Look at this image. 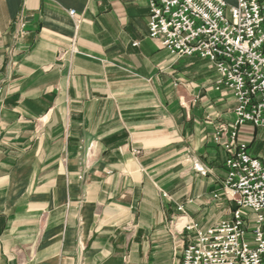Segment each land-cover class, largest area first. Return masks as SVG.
Masks as SVG:
<instances>
[{
  "label": "crops",
  "instance_id": "crops-1",
  "mask_svg": "<svg viewBox=\"0 0 264 264\" xmlns=\"http://www.w3.org/2000/svg\"><path fill=\"white\" fill-rule=\"evenodd\" d=\"M148 15L0 0V264H179L177 232L229 216L211 139L232 93L152 40Z\"/></svg>",
  "mask_w": 264,
  "mask_h": 264
},
{
  "label": "built area",
  "instance_id": "built-area-1",
  "mask_svg": "<svg viewBox=\"0 0 264 264\" xmlns=\"http://www.w3.org/2000/svg\"><path fill=\"white\" fill-rule=\"evenodd\" d=\"M147 1L149 37L178 59L209 62L236 104L234 121L211 139L227 153L213 198L222 195L233 209L212 226L190 222L176 233L179 264H264V161L237 133L244 124L264 132V0Z\"/></svg>",
  "mask_w": 264,
  "mask_h": 264
},
{
  "label": "rangeland",
  "instance_id": "rangeland-1",
  "mask_svg": "<svg viewBox=\"0 0 264 264\" xmlns=\"http://www.w3.org/2000/svg\"><path fill=\"white\" fill-rule=\"evenodd\" d=\"M238 133L240 134L242 141H246L249 145H251V147H253V149L255 147V156L261 157V159L264 161V132L254 129V127L250 124H244L239 128ZM256 135L257 137L255 140L253 138H255ZM252 139L253 141H251ZM185 222L186 221H184V223Z\"/></svg>",
  "mask_w": 264,
  "mask_h": 264
},
{
  "label": "bare ground",
  "instance_id": "bare-ground-1",
  "mask_svg": "<svg viewBox=\"0 0 264 264\" xmlns=\"http://www.w3.org/2000/svg\"><path fill=\"white\" fill-rule=\"evenodd\" d=\"M185 223H186V222H185ZM185 223H183V225H184Z\"/></svg>",
  "mask_w": 264,
  "mask_h": 264
},
{
  "label": "trees",
  "instance_id": "trees-1",
  "mask_svg": "<svg viewBox=\"0 0 264 264\" xmlns=\"http://www.w3.org/2000/svg\"><path fill=\"white\" fill-rule=\"evenodd\" d=\"M253 154H254V151H253Z\"/></svg>",
  "mask_w": 264,
  "mask_h": 264
}]
</instances>
